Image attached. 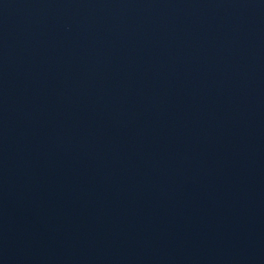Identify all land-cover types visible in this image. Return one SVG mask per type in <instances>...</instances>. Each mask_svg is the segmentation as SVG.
Listing matches in <instances>:
<instances>
[{
  "label": "water",
  "instance_id": "1",
  "mask_svg": "<svg viewBox=\"0 0 264 264\" xmlns=\"http://www.w3.org/2000/svg\"><path fill=\"white\" fill-rule=\"evenodd\" d=\"M0 264H264V0H0Z\"/></svg>",
  "mask_w": 264,
  "mask_h": 264
}]
</instances>
